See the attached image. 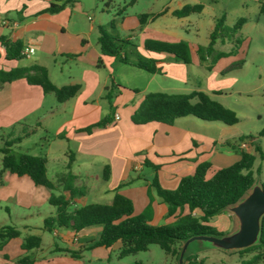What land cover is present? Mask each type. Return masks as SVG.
<instances>
[{
  "label": "crops",
  "instance_id": "0c3cea01",
  "mask_svg": "<svg viewBox=\"0 0 264 264\" xmlns=\"http://www.w3.org/2000/svg\"><path fill=\"white\" fill-rule=\"evenodd\" d=\"M65 1L70 3L56 14L40 13L51 3L61 4ZM155 1L156 9L147 14L161 15L146 21L141 29L138 17L130 18L125 14L113 20L120 23L124 31L132 33L125 39L137 53L155 60L161 70V73L155 74L143 71V76L140 74L142 70L123 64L118 58L101 55L97 38L98 27L102 25L94 27L90 23L81 26L73 16L71 3L80 5L81 0H0V36L20 41L26 54L21 60L7 61L0 45V69L37 64L47 70L50 81L56 87L80 86L78 93L63 103H57L53 94H44L39 86H30L23 79L0 87V148L5 140L23 138L14 147H23L22 153L46 159V177L55 184V195L69 196L57 179L71 172L76 177L74 186L83 194L70 202L72 209L110 200L115 189L132 180V183L119 188L118 193L131 200L134 216L150 206V224L157 226L171 223L177 215L188 211L184 208L173 217L166 218V205L150 189L154 176L163 189L174 190L181 178L194 173L198 164L210 162L206 176L209 178L216 170L237 162L241 152H251L255 142L235 140L234 137L228 140L218 133L226 129L219 128L218 125L222 124L202 122L193 117L176 119L171 125L132 123V115L149 93L148 86L157 81L158 75L169 77L172 81L169 89L174 92L162 93L189 94L200 91L192 87L180 91L179 83L186 86V65L174 62L170 55L146 51L145 42H186L190 59L194 55L199 62L196 55L197 48L201 46L199 42H205L203 46H206L216 21L223 18L206 9L216 0ZM195 5L202 6L200 13L182 18L173 16L183 7ZM205 16L207 21L204 20ZM88 21L91 22L90 17ZM128 21L130 24H126ZM128 48L133 50L132 47ZM123 56L121 54V58ZM98 60H101L99 64ZM128 60H134L132 54ZM57 62H69L75 66L74 74L66 79L63 78V71L59 72L61 83H57L51 75V69ZM122 67L134 69L137 76L121 74ZM171 70L179 74L170 76ZM146 75L148 78L145 79ZM137 77L145 79L146 85H133ZM111 86L113 90L108 100L105 94ZM115 114L118 120L114 119ZM107 116L111 120L108 125L93 127L89 133L84 131ZM146 162L159 166V170L154 172L145 165ZM106 166L109 168V179L104 181L102 175ZM260 191L262 185L255 182L236 204L213 217L210 225L226 237L240 234L246 209L251 203L260 202ZM50 195L49 190L36 186L27 176L18 177L1 171L0 155V229L11 227L20 233L1 247L0 264H83V252L90 250L101 228L92 227L79 233L64 228L46 231L43 221L53 216L55 211L48 203ZM256 212L254 220L259 222L264 210L257 208ZM193 214L198 216L199 212ZM28 237L39 239L38 247L23 249L22 244ZM193 241L187 244L186 249ZM257 241L258 237L251 245ZM116 244L120 245L119 242Z\"/></svg>",
  "mask_w": 264,
  "mask_h": 264
},
{
  "label": "trees",
  "instance_id": "16d2710c",
  "mask_svg": "<svg viewBox=\"0 0 264 264\" xmlns=\"http://www.w3.org/2000/svg\"><path fill=\"white\" fill-rule=\"evenodd\" d=\"M135 1L131 0V4ZM69 3L70 1L61 4L51 3L40 13L56 14ZM201 10V5L185 6L174 12L173 16L182 18L193 13H200ZM259 14H264V3L259 4ZM160 15H139V29L146 21ZM223 21V18L216 21L210 34L209 43L206 46L198 47L196 50L200 63L210 62L208 69L217 60L232 54V52H216L214 49L216 42L218 40L224 42L229 38L234 39L241 26L246 22L244 18H239L230 29L229 34H224ZM113 25V22L109 23L112 30L114 29ZM237 42L240 41L237 40ZM97 43L103 56L118 58L121 63L131 65L149 74L161 73L155 60L139 55L128 40L113 35L103 26L98 27ZM0 45L4 49V58L7 61H18L25 57L24 48L20 41H12L0 36ZM126 46L133 48L131 50L134 57L133 61H129L125 56ZM144 49L149 52L170 55L176 63L190 64L189 47L183 41L177 43L147 41L144 44ZM121 54L124 55L123 58H121ZM100 62L101 60H98L97 64ZM20 79L25 80L30 86H39L44 94H53L57 103H63L73 98L80 90L79 85L56 87L50 81L47 70L37 64L10 70L0 69V87ZM112 90V86L106 90V99H110ZM184 117H193L203 122L221 123L228 127L238 123V118L232 110L227 109L200 91L189 94L148 93L132 115L131 121L136 125L151 122L171 125L176 119ZM110 122V117L107 116L84 131L89 133L93 127H104ZM27 135L25 134V136ZM258 137H264V129L260 130L257 135H248L239 140L249 139L253 141ZM22 139L18 137L4 141L0 148L1 171H7L18 177L27 176L36 186H42L51 192L48 203L54 207L55 211L53 216L44 219L43 228L48 232L54 228H64L79 233L85 229L100 227L99 236L92 242L90 249L97 247L110 249L119 242L121 245L120 257L143 252L149 246L156 245L168 256L175 257L178 262L183 245L190 240L197 238L221 239L225 234L218 232L210 225L211 219L236 204L252 188L255 183V176L260 175V168L253 170L254 163L257 159L264 161V152L258 145H254L252 153L241 152L237 162L216 170L209 178L206 176L211 167L210 162L198 164L194 173L191 176L181 178L174 190L163 189L154 176L150 183V189L166 205V218L173 217L176 212H181L184 208H187L188 211L186 214L177 215L171 223L156 226L150 224V206L141 214L134 216L131 200L118 193L119 188L132 183V180L115 189L110 200L88 203L72 209L70 202L83 195L82 191L74 186L76 177L69 171L58 177L57 183L61 185L63 191L68 192L69 196L55 195L53 192H55L56 186L46 177V159L41 156L18 153L12 149ZM145 165L154 172L159 170L157 165L148 162ZM102 178L104 181L109 179L108 166L104 168ZM262 190H264V185H262ZM195 211L199 212L198 216L193 214ZM19 235V231L11 227L0 229V249L6 241L17 238ZM39 243V239L28 237L24 240L22 248L28 250L32 247H38ZM186 250L183 253L182 264H204L196 255L186 256ZM255 250L264 251V216L260 220L257 243L240 250L239 254L242 255ZM259 255H255L254 258L259 259ZM241 264H247V262L242 261Z\"/></svg>",
  "mask_w": 264,
  "mask_h": 264
},
{
  "label": "rangeland",
  "instance_id": "374dc122",
  "mask_svg": "<svg viewBox=\"0 0 264 264\" xmlns=\"http://www.w3.org/2000/svg\"><path fill=\"white\" fill-rule=\"evenodd\" d=\"M258 2L260 3L261 0H216L210 7L206 8L207 11L217 13L219 17L223 16L224 34H229L230 29L239 18H244L246 22L241 26L234 39L229 38L224 42L219 40L214 46L216 52H232L231 55L217 60L210 69H208L209 61L206 63L197 62L193 55L191 59L194 58V63L184 67L186 86L179 83L180 91H184L185 88H198L236 114L237 125L232 127L218 125L219 128H226L223 132L219 130L218 133L228 140L233 137L237 140L248 135H257L260 130L264 129V14H259ZM71 7L74 18L80 22L81 26H88L90 23L94 27L102 25L108 32L125 39L132 33L124 31L120 23L113 21L118 17V13L122 11L120 15L126 14L130 18L138 17L155 10L156 1L137 0L131 4V0H81L80 5L73 2ZM88 17H90L91 22L88 21ZM206 19L205 16L204 20L207 21ZM110 22L114 23L113 30L109 26ZM129 22L126 24H130ZM237 40L240 42L238 43ZM203 43L205 42H199L201 46L204 45ZM130 50L127 46L124 50L128 59L131 58ZM69 66H71V72H69ZM73 68L75 66L72 63L57 62L55 67L51 69L52 79L61 83L59 81L62 80V77L59 72L62 70L63 78L66 79L74 74ZM121 70V74L128 77L137 76V71L129 67H122ZM140 74L145 76L143 71ZM175 74H179L178 71L171 70L169 73L170 76ZM146 78H148L147 75ZM145 79L137 77L133 85L143 87L144 84L146 85ZM156 80L148 86L147 91L149 93L174 92V90L169 89L171 88L169 83L172 82L169 77L158 75ZM16 135L18 136V134ZM253 142H255L253 146L258 145L264 152V137H258ZM12 149L18 153L24 151L23 147L18 146ZM252 152L253 148L250 153ZM258 168H260V175L255 176V182L264 185V161L260 159L255 161L253 170ZM257 237L258 233L255 237L252 236L253 243ZM221 240L229 245L236 244L235 235L223 236ZM93 249L94 251H92ZM93 249L83 252L81 260L83 264H178L175 257H169L156 245L149 246L146 251L124 257H120V245L118 244L110 250L102 247ZM242 249L230 250L216 243L195 240L188 246L186 256L196 255L204 264H241L242 261H246L247 264H264V251L255 250L240 255L239 251ZM257 254H260L259 259L254 258Z\"/></svg>",
  "mask_w": 264,
  "mask_h": 264
},
{
  "label": "water",
  "instance_id": "95a60500",
  "mask_svg": "<svg viewBox=\"0 0 264 264\" xmlns=\"http://www.w3.org/2000/svg\"><path fill=\"white\" fill-rule=\"evenodd\" d=\"M259 199H260V202L259 201L253 202L246 209V217H244L242 219L241 232H240V234L235 235L236 244L229 245V244H226L221 239L197 238V239H193V240H204V241H208L210 243H216L219 246L227 247V249H230V250H232V249H242V248L250 246L253 243L252 242V236L254 235V237H255L257 235V233L259 235L260 221L258 222V220H254V216L259 212L258 211V212L255 213V210L257 208H261V211L264 210V209H262V207H264V190L260 191ZM257 203L260 204V205L259 206L256 205ZM252 217H253V219H252ZM250 219H252L251 222H250ZM193 240H190L189 242H191ZM189 242H187V243H185L183 245L182 252L180 254L178 264H182L183 253H184V251L186 249V246H187V244Z\"/></svg>",
  "mask_w": 264,
  "mask_h": 264
},
{
  "label": "built area",
  "instance_id": "2783aa9c",
  "mask_svg": "<svg viewBox=\"0 0 264 264\" xmlns=\"http://www.w3.org/2000/svg\"><path fill=\"white\" fill-rule=\"evenodd\" d=\"M25 55H26V54H25ZM114 119H115V120H118V119H119L118 115L115 114ZM74 241H76V238H74Z\"/></svg>",
  "mask_w": 264,
  "mask_h": 264
}]
</instances>
